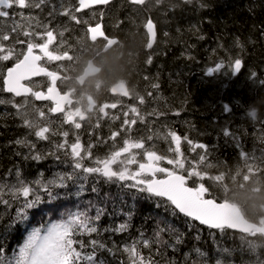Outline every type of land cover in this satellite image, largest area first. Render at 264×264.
<instances>
[{"label":"trees","instance_id":"obj_1","mask_svg":"<svg viewBox=\"0 0 264 264\" xmlns=\"http://www.w3.org/2000/svg\"><path fill=\"white\" fill-rule=\"evenodd\" d=\"M256 1H261L263 4H258ZM222 2L227 5V9L221 10L222 14L218 12L220 16L217 18L208 19L207 14L211 13L212 9L207 8L202 13L188 10L190 13L187 12L186 16L179 14L182 9L178 10L175 15L179 18L176 17V20L167 16L165 27L169 30L168 36L171 37L169 43L162 48L163 56L156 58V55L154 57L146 55V58L142 57L135 66L133 61L136 58H132L129 60L132 64L126 67L125 74L137 76L139 81H144V78H140V72L136 74V69L150 71L145 66L149 64L147 61L151 58L150 68L152 67V70L155 68L157 72L150 71L147 77L156 79L158 83L152 81L153 85L162 83V78L175 81L172 90L164 91L162 96L158 97H161L162 101L159 99L155 101L158 106L156 110L161 112L160 110L164 109L161 103L168 101L174 108L171 114L177 118L176 121H182L185 127L184 131H176L177 134L188 142L191 141L190 144L198 142L211 144L210 139L214 141L212 137L218 132L210 123H213L216 117L214 112L219 107L223 110L227 106L234 115L247 116L229 124L234 128L238 145H234V142L227 138L228 145L210 148L209 161L205 159V152L200 155L204 157L203 161L200 157L195 158L193 152L199 149H192L189 153L187 145H179V147L180 152L183 153L182 159L190 165V169L195 166L198 171L207 174L203 180L198 177L190 178L187 182L190 186L204 183L205 187L209 188V195L206 197L238 205L247 219L259 222L264 228V158L261 159L259 153L261 150L264 152V145H247V135H245L257 123L259 130L264 132V84L261 83L264 81V0ZM216 7L219 9V6ZM233 15L235 17L231 19ZM110 18L113 22H120L125 28L118 36L119 39L126 45H131V35H136L138 23L126 22V18L124 20L119 13L112 14ZM169 18L171 20H168ZM260 18L261 22L258 20ZM185 21H188V27H184ZM158 28L160 29L159 24ZM233 33L238 37L234 45L239 52L245 54L244 57H237L242 60L243 67L238 74L231 72L224 76L223 79L227 82L221 81L217 85H210L208 80L203 79L199 66H196L197 62L202 63L201 65L206 62L213 63L211 59L215 53L229 52L228 48L232 47L228 37L234 35ZM160 34H158L159 38ZM120 64L117 62L110 67L115 75L120 73ZM133 67L136 69L133 70ZM3 96L5 98L0 97V101H4L0 103V149L8 147L10 156L6 157L13 160L7 164L5 162L9 160H5L3 155H0V169L12 167L14 172H20L21 177H35V180L39 175H42L40 179L48 180L54 178L56 173L70 172V163H58L52 157L39 161L24 158L28 156L23 154L25 146L18 145L16 141H25L23 135L25 132L29 131L31 144L35 145L51 146L57 142V136H50V140L39 141L34 135L35 129L24 125L25 117H19L15 113L17 101ZM195 101L196 104L193 105ZM202 116H205L206 120L203 123H201ZM7 122L12 123V128H8ZM116 123L118 124H112L111 131L120 130L122 122ZM52 128L57 130L55 127ZM193 130L203 131L205 135L202 137L203 140L192 134ZM124 132L123 139L130 136L127 128H124ZM260 135L262 134L259 133L255 139ZM120 146L116 145L117 148ZM171 146L173 149L176 147V145ZM36 148L38 147L35 146ZM156 152L158 155L167 156L172 151L170 145H158ZM241 153L244 155L242 156ZM175 158L177 153L174 155ZM61 159L70 158H65L61 154ZM84 163L86 166L91 164L86 161ZM161 163L164 167H174L168 165L166 160ZM32 168L35 170L30 173ZM255 178H259V182L255 181ZM122 184L123 182H106L104 178L89 177L84 182V189L77 194L79 183L70 182L67 189L59 190L58 200L52 203L45 202L38 208L29 209L27 220L23 222L16 219L17 209L23 203L22 199L13 198L10 206L1 203L0 248H3L4 259L10 260L19 252L33 229L46 228L51 222L61 220L63 213L75 211L77 208H87L89 215L94 216L95 209L100 207L104 209V215L97 222L101 234L98 237L96 234L92 237L84 235L78 239L84 241L86 245L84 251L88 250L87 244L92 238H98L113 247L116 256H108L110 264H117L118 261L127 264L128 255L123 252V248L133 244L142 255L151 256L158 261V264H264V248H253L255 243L264 242V233L253 232L242 235L229 229L223 231L209 229L177 211L174 212L173 207L166 200L149 198L146 194L122 187ZM92 188H96V191L93 192ZM244 192H249L251 198L244 197L242 195ZM122 223L128 226L125 232L103 231L105 228L114 229ZM160 229H164L160 232V239L166 243H156V234ZM145 240L150 242L149 247H144Z\"/></svg>","mask_w":264,"mask_h":264},{"label":"snow or ice","instance_id":"obj_2","mask_svg":"<svg viewBox=\"0 0 264 264\" xmlns=\"http://www.w3.org/2000/svg\"><path fill=\"white\" fill-rule=\"evenodd\" d=\"M190 2V0H188ZM110 0H78V4L72 6L66 3V0H0V61H8L15 57V64L7 70L4 78L6 91L13 93L14 96L27 97L29 94L40 101H52L53 106L48 108L50 113H63L64 123L70 124L74 129L82 127L81 121L90 120L79 108H73V101L69 97L68 91L63 94L57 89V81L64 83V75L61 77L57 71H49L42 66L40 61L44 60L46 63L52 61H72L73 55L68 51L54 52L49 50V46L55 41L56 34L48 24H41L38 17L32 16L31 12L25 16L23 11L41 9L44 6L50 8L49 16L55 17L63 15L69 17L70 20L76 24H87L88 21L82 20L76 13L83 11L86 8H91L94 5H108ZM131 5H144L146 0H129ZM159 3V0H157ZM22 20L28 21V30H24L21 24L16 20V16ZM103 16V13H100ZM35 28H43V31H35ZM146 28L151 36L147 47L151 49L155 42V25L151 20L146 23ZM89 38L92 42L102 38L105 41V46H111L116 43L114 39H109L102 30L100 23L95 26L87 28ZM26 37L27 40H21L20 36ZM62 36L63 33L61 32ZM167 35V34H165ZM35 38H39L40 42H36ZM12 41L11 44L6 45L4 42ZM26 44V51L17 52L15 45ZM38 50V51H37ZM151 64V58L147 61ZM242 60L236 58L234 62H230L232 73L238 74L242 68ZM64 68L63 65H59ZM225 66L223 63L218 64L214 68H210V74L220 71ZM45 76L48 78L49 86L46 92L40 90H33L23 83L24 81H31L32 77ZM264 84V81H261ZM38 87V86H37ZM158 88L159 85H153ZM111 92L119 94L124 97L130 96L125 84L121 83L114 87ZM151 96V92L148 93ZM140 104H144V97L138 96ZM4 103V101H0ZM27 99H25V104ZM68 109H65V106ZM19 109L22 105H16ZM118 102L105 103L100 106L98 112L103 116H109L106 109H116ZM37 115L35 121L26 118V113L19 112L18 114L24 118V124L30 129H35L34 135L39 140H50V136L60 135L63 137L61 142L53 144L52 149L47 153H40L35 151V144H29L27 141L17 140L18 145H23L30 149V154L25 156V159L43 160L52 157L58 163H70V172L56 173L52 179H39L31 184L21 178L19 171L16 172V183L6 186L8 192L16 200H21L23 203L17 209L16 219L20 222L27 220V212L29 209L38 208L42 203H52L60 198L61 189H67L69 183H79V191L84 189V182L89 177L104 178L106 182L120 183L123 182L122 187L129 190H135L138 193L146 194L149 198H166L170 206H174L173 211H179L185 216L190 217L200 224L206 225L210 229H217L223 231L225 228L235 229L234 220L230 217L229 206L223 202L217 203L215 198H205L209 195V188L205 187L204 183H199L198 186L189 187L187 182L192 177H198L203 180L207 174L201 173L193 166L187 170V174H181L185 171L184 160L180 157L183 153L180 152V136L175 132H170L169 136L175 142L176 147L170 149L177 153V158H169L164 155H158L156 151L145 148V141L143 138L132 139L130 136L123 140L120 147H116V137L120 136V132H113L110 139L113 141L112 150L105 157H97L93 155L92 148L94 145H89L87 148L80 142L77 135L74 141L69 144V131H58L51 127L52 122L48 124L41 123L44 120L45 112L41 108H33ZM226 112H230L229 107H225ZM129 112L134 114V118L129 119ZM152 115H163V113H150ZM124 119L122 121V129L127 128L129 131L131 127L137 124V119L143 122L144 117L141 115L138 108L129 106L127 111L123 112ZM119 116H112L111 119L117 120ZM97 127L99 124L96 125ZM225 136L229 132L225 130ZM148 140L152 137L148 136ZM191 143V141H189ZM195 148L206 149V145L197 144ZM133 149L143 150L139 153H134ZM61 154L65 158L61 159ZM127 154V156H125ZM146 158L145 162H138L137 156ZM243 156L244 153H241ZM124 157V159H121ZM88 159L91 161L90 165H85L84 161ZM168 165H173V168L161 166V162L165 161ZM203 161L204 157L201 156ZM132 164H137L136 171H132L129 167ZM114 165L118 167L114 168ZM179 169L180 171H177ZM159 174V175H158ZM93 192L96 188L91 189ZM67 195V193H65ZM0 203L9 205L10 201L4 198V187H0ZM91 206V202H90ZM104 215V209L97 207L95 215H89L88 209H79L75 211H67L62 214V219L51 222L46 228L33 229L19 252L10 260L4 259L3 248H0V264H110L108 256L115 257L116 251L104 241L98 238H92L88 241L87 251H84L86 245L80 236L87 235L92 237L96 234L98 237L101 234V229L97 222ZM127 224H120L114 229H103L104 232H125L127 231ZM160 229L156 234V243H166L160 239ZM179 243V240H177ZM144 247H149L150 242L145 240ZM123 252L127 253V264H158L151 256L145 257L137 249L135 244L125 246ZM117 264H125L123 261H118Z\"/></svg>","mask_w":264,"mask_h":264},{"label":"flooded vegetation","instance_id":"obj_3","mask_svg":"<svg viewBox=\"0 0 264 264\" xmlns=\"http://www.w3.org/2000/svg\"><path fill=\"white\" fill-rule=\"evenodd\" d=\"M207 0H164L163 3H157V0H146V3L144 5H131L129 3V0H110V3L108 5H94L91 8H86L83 11L76 13V15L82 20L88 21L87 24L81 23L76 24L74 21L70 20L69 17L63 16V15H57L54 17V20L52 23H49V27L54 30L56 34L55 41L49 46L50 51L54 52H64L68 51L69 54L73 55L74 59L72 61H52L46 63L44 60L40 61L41 65L46 67L49 71H57L61 77L64 75V83H61L60 80L57 81V89L63 94L65 91H68L69 96L72 98L74 108H79L84 115L86 116L84 112L85 106H91L96 111V115L92 117L90 120H84L81 121L82 127L80 129H74V127L70 124L66 123V127L70 128L74 131L76 135L83 134L88 124L92 125L99 120L106 122L108 124V127H111L113 124V120L111 117L114 115V110L109 108L106 109V111L109 113V116L105 117L102 113H99L98 110L100 106H102L105 103L111 104L118 102V106L122 110H128L129 106L136 107V97L143 96L144 101L146 104L151 105L152 100L151 98L144 92H141L138 87L133 88L125 74V87L128 89L130 96L124 97L119 94H113L111 90L114 88L112 87L109 91V82L116 76L115 73L111 74V71H108V69L113 66L116 63H109L107 58L112 55L113 51H118L122 54L127 51L132 52V45H126L124 41L119 39V35L122 33V31L125 29L123 26H121L120 22H113L111 21V15L119 13L122 17H124V20L126 18V22H132L135 19V22L138 24V31L142 37V45L144 48V51L146 52V55H151L152 57L155 55L154 49H147V34H146V23L148 20H151L155 26L157 31V37L158 39L160 34V29L158 28V22L156 20L157 16H152L148 14V8L149 6L152 7L156 12L157 10H160V16L164 15V19L167 18L168 11L173 9L172 4L179 2L181 5H191L193 3H200L205 2ZM54 3H57V0H53ZM66 3L75 6L78 4V0H66ZM14 11H23L25 16L29 15V12H31L32 16L38 17L40 22H42V18L40 15H49L50 8L48 6H44L43 10L41 9H32V10H19L14 9ZM173 11L176 13L178 10ZM103 13V16L100 15V13ZM167 12V13H166ZM141 13H146L144 16L146 19L145 25L142 26L139 24L141 20ZM159 13V12H158ZM177 14V13H176ZM163 18V17H162ZM16 20L21 24L22 28L24 30H28V21L22 20L19 15L16 16ZM69 22L73 24L75 27L67 28L68 32H65L63 30L62 24L63 22ZM97 23H100L102 26V30L109 37V39H114L116 41L115 44L111 46H105V41L102 38H98L97 41L92 42L89 38V34L87 32V28L89 26H95ZM34 27V22H33ZM35 31H43V28H35ZM77 30V34L74 37H69L71 35L72 31ZM63 33L61 36L60 33ZM21 40H27L26 37L20 36ZM36 42H40L39 38H35ZM6 45L11 44L12 41L4 42ZM131 43V42H130ZM16 51H26V44H16L15 45ZM107 48V50H105ZM115 48V49H113ZM38 51V50H37ZM128 55L130 53H127ZM16 60H8L3 63L4 66L2 73H0V97L5 98L3 95L8 96L10 98H13L17 101V105H22L21 99H27L31 102L35 108H41L43 110V106L45 107V117L49 119L51 122L54 121L55 124L63 125L65 124L63 121V113L56 115L55 113H50L48 111L49 107L53 106L52 101H37L34 97L31 95L29 97L24 98H16L12 94L6 93L4 90L5 84H4V78L6 76L7 70L14 66ZM92 62L98 69L99 72L96 76L90 77L86 79L84 82H80V77L84 74L86 67L88 64ZM119 63H123L120 61ZM59 65H63L64 68H60ZM148 67H150L151 64H146ZM137 74V73H136ZM140 78H144V81H139L140 84H144L147 86V83H145V79H148L149 82H152V79L147 76L140 75ZM26 85L33 87V90H40L46 92L47 87L49 86L48 78L41 75L36 76L34 79H31V81H24ZM38 86V87H37ZM130 91H134L137 93V96H134ZM104 93H108L111 97L105 98L103 95ZM117 98L122 101H115L114 98ZM93 100L91 105L89 104V100ZM97 100L100 101V104L97 105ZM79 101H81L79 103ZM16 109L19 112H22L24 108H17ZM65 109H68V106H65ZM47 145H39L38 148L35 149V151L41 150L42 147H46ZM53 146V145H51ZM89 145H84L85 148H87ZM145 148H149L151 150L156 151L158 149V145H145ZM111 150V145H94L92 148V152L94 156L97 157H105ZM43 153V152H40ZM3 154V151L1 152V155ZM24 155H29L30 151L23 150ZM142 160H146L144 157H140ZM87 163H91L90 160H85ZM137 161L139 162L140 159L137 158ZM132 171L137 170V165H131L129 166ZM14 173V168L8 167V168H1L0 169V175L2 177H5L6 175Z\"/></svg>","mask_w":264,"mask_h":264},{"label":"rangeland","instance_id":"obj_4","mask_svg":"<svg viewBox=\"0 0 264 264\" xmlns=\"http://www.w3.org/2000/svg\"><path fill=\"white\" fill-rule=\"evenodd\" d=\"M177 3H179V2H177ZM179 7L180 6H176V7H172V8H179ZM157 12H159V14L161 13L160 10H157ZM145 15H146V13H141V20H140L139 24L142 25V26H144L145 22H146V19L144 17ZM162 17L164 18V15H162ZM168 20H171V18H169ZM134 21H135V19H134ZM163 22H162L163 28H165L166 20H164ZM188 24H189L188 21H185L184 22V27H188ZM65 32H68V30L66 29ZM169 39L170 38L167 39V41L164 43V45L169 43L168 42ZM159 41H160V39H158V37L156 36V40L154 42V45L157 46ZM127 53H131V52L127 51ZM224 55H226V54H224ZM139 56H140V58H142V56L140 54L137 55V58H139ZM130 59H132V58H130ZM10 60H15V57L13 59H10ZM234 60L231 61V62H234ZM202 61H205V60H202ZM4 62L5 61H0V73H2V71H3L4 66H1V65H3ZM197 63H199V62H197ZM131 64L132 63L130 61H128L126 67H129ZM200 64H202V63H200ZM229 65H230V61L226 62L225 65H224L225 67L222 68L221 71H220V72H223L224 76H227V75H229L232 72V69H231V67ZM133 66H135V64ZM145 67H147V69L150 70V71H154V73L157 72V71L155 72V70H156L155 68H154V70H152L153 69L152 67L151 68L148 67V66H145ZM199 68L201 70V74H202L204 80H206L208 77L212 76V73L210 74L209 69L210 68H214L213 67V63H207L206 62L205 64L200 65ZM132 69L135 70L136 67H133ZM108 71H112L111 68H109ZM150 71H148L149 75L151 73ZM136 73L137 74L139 73V75H141V69H139V68L136 69ZM126 74H128V73H126ZM204 80H202V81H204ZM152 81H153V79H152ZM145 83H147V86H145L144 84H140L139 85V79H138V84H137L136 87H138L141 92H144V93H146L148 95L147 91H148V89H150L152 87L153 83L149 82L148 79H145ZM130 92L134 96H137L136 92H134V91H130ZM101 96H104L105 98L111 97L108 93H104ZM149 97L152 100L151 105H148L145 102H144V104H140L139 100H138V97H136V100H135L136 108H138V110L140 111L141 115L144 117V120H143V122H141L140 119H137V124L131 127V130H130V134L131 135H130V137L132 139H139L140 137H143V139L145 141V145H170V149H171L172 148L171 145H175V142L172 141L171 137L169 136V133L170 132H175L177 134V132L167 129L168 128L167 126L169 124H166V123L170 119V117L168 115H152V114H150V113H153V111H155L156 113L159 112L158 110H156V109H158V106H157V104L155 102L158 99H159V101H162L161 97L158 98L159 97V91L156 90V89H153L151 91V96H149ZM114 100L115 101H119V102L122 103V101L117 99V98H114ZM21 102H22V108H24V110L22 112L26 113L27 119L35 121L37 119V115L33 111L34 106L29 103L31 101L27 100V103L25 104V99H21ZM80 102L81 101H79V103ZM161 105H163L164 108H167L168 106H171L167 102L161 103ZM113 110H114V115L113 116H119L120 118L117 119V120H113V119L112 120L114 122H120L121 123L123 121V119H124L123 112L127 111V110H122V109L119 108V106L116 109H113ZM43 111L45 112V107L44 106H43ZM159 113H161V112H159ZM214 113L216 114L215 115L216 117L214 118L213 123H210V124L214 127V129H217L216 131L218 133H214L215 137L214 136L212 137L213 139H215L213 141V145H211L210 143H209L210 145H206L203 142L190 144L186 139H184L183 137H181L180 135L177 134L181 138L180 139V145H187V147L189 149V153L191 152L192 149H194V146L197 145V144L206 145V149L195 148V149H199V151L193 152V155H195L196 159H199L201 153L205 152V159L207 158V160L209 161V157H210V154H211L210 148L211 147L212 148H218L217 145H222L223 142H224L225 145H228L226 143L227 142L226 141L227 138L232 143L234 142V145H238V141L235 138V134H234V131H233L234 128L230 127L229 124L232 123L233 121L237 120V119L246 118L247 116H245V114L244 115L243 114L234 115L232 113V111L226 112L225 108L222 110V107H219L217 109V111L214 112ZM17 114H18V111H17ZM20 116L21 115H19V117ZM171 117H172L173 120L176 121L177 118L174 115L171 114ZM131 118H134V114L129 112V119H131ZM201 120H202L201 123L206 121L205 120V116L203 118H201ZM49 121H50L49 119L45 118L44 120L41 121V123H42V125L43 124H48ZM23 123H24V120H23ZM97 124H99L98 127L96 126ZM106 126L108 127V124L106 122L101 121V120H99L98 122H96V123H94L92 125L88 124V127H87L86 131H88L89 133H91L93 135L94 140L88 142V141H86L84 139L83 134H80V135H78L79 138H80V142L83 145H90V144L91 145H105V144L106 145H113V141L110 139V136H111V134L113 132H110V133L107 132ZM256 126L258 128H256ZM51 127H55L58 131H69V137H68L69 144H71L74 141L75 137L77 136L72 129L66 127V123L63 124V125H59V124L56 125L55 122L52 121ZM259 128H260L259 127V123H257L254 126V128H250V132L249 133L247 132L245 134V135H247L246 136L247 141H248L247 145H264V132L262 130H259ZM202 129H204V128L202 127ZM225 130H227L229 132L228 136L224 135ZM119 132H120V136L116 137V142H115L116 145H122L123 140H124V139H122V136H123V134L125 132H124V129H122V127L120 128ZM191 133L199 136L202 140H203L202 137L205 136L203 131H201V130H197V131L193 130V131H191ZM259 133H261L262 135H260L259 137H257L255 139V137ZM248 134H250V135H248ZM56 136H57V138H56L57 142H61L63 140L62 136H60V135H56ZM148 136H151L152 139L148 140L147 139ZM128 137H126V138H128ZM233 138H234V140H233ZM33 139L37 140L34 137H33ZM217 140H219V141H217ZM39 141H45V140H39ZM4 149H8V147H5V148L2 147V149H0V155H1V152L4 151ZM23 149H25L26 151H30V149L28 147H25ZM51 149H52V146L42 147L40 152L47 153ZM142 151L143 150L133 149L134 153H139V152H142ZM259 153H260V158L261 159L264 158V152L261 150V151H259ZM174 155H175V152L172 151L171 154L167 155V157L169 156L170 158H174ZM125 156H127V154H125ZM140 157L141 156H139V155L137 156V158L140 159V161H139L140 163L146 161V160H142ZM122 158H124V157H122ZM180 158H182V157H180ZM132 165H137V164H132ZM161 166H162V163H161ZM113 167L116 168V167H118V165H114ZM137 167H138V165H137ZM184 169H185V171H183L184 174H187V170H190V165L188 163H186V161H184ZM33 170H35V168H32L30 173H32ZM40 177H42V175H39L37 180H39ZM21 178L23 180H25L26 182L30 183V184L32 182L36 181L35 177L34 178H24L22 176ZM254 180L259 182V178H255ZM15 183H16V172H14V174L10 173V174L6 175L5 177H2L0 175V187H4V198L5 199L8 198L10 203L12 202L13 197L8 192L6 186L11 185V184H15ZM242 195L244 197L248 198V199L251 198L249 192H244V193H242ZM0 205H2V204L0 203ZM1 217H2V213L0 212V220L2 219ZM256 263H259V262H256Z\"/></svg>","mask_w":264,"mask_h":264},{"label":"bare ground","instance_id":"obj_5","mask_svg":"<svg viewBox=\"0 0 264 264\" xmlns=\"http://www.w3.org/2000/svg\"><path fill=\"white\" fill-rule=\"evenodd\" d=\"M222 1H224V0H207L205 2L193 3L191 5H181V4H179V3L176 2V3L172 4V7L180 6L179 8H173V9L174 10H181L182 9L179 12V14H181V15L184 14V16H186L187 12H189L188 10L202 13V11H204V9H206V8L208 10L209 9H212L211 10L212 12L209 13V14H207V18L208 19H213V18H217V16H220L218 12H220L221 10L227 9V5L224 4ZM256 2L258 4H263L261 1H256ZM216 6H219V9ZM173 9H171V10L168 11V13H169L168 16L169 17H172V18H174L176 20V17L177 18H179V17L175 15V12L173 11ZM148 14H150L152 16H154V15L157 16V18L155 16L154 17L156 18V20H157V22L159 24V27H160V31H161L160 41L158 42L157 46L153 44V47L151 49H154V51L156 49V51H155L156 58L157 57H161V56H163V55H161V51L163 50L162 48L164 47V43L167 41L168 38L171 37V36H168L169 30L167 29V27L163 28L162 22L164 20H166V19L162 18L160 16V14L158 12H156L150 6L148 8ZM40 17L43 20L41 22V24H49V23H52V21L54 20V17L49 16V15H40ZM234 17L235 16L233 15V17H231V19H233ZM182 19L184 20V18H182ZM258 20L260 22L262 21L261 18L258 19ZM62 27H63V30L65 31L67 28L75 27V26L73 24L69 23V22L64 21L63 24H62ZM136 28H137V33H136V35H134V34L131 35V41H130L131 42V45H132V50L133 51H136V52H131L129 54L130 58H136L133 61V64H135L137 61H140V59H142V58H140V56H139V58H137V55L138 54H140L142 57H145L146 58V52L144 51V48H143V45H142V42H143L142 41V37H141V35H140L139 31H138V26H136ZM156 33H157V31H156ZM76 34H77V30H74V31H72L71 35H69V37H74ZM146 34H147V39H148L147 40V44H148V42H149V33L147 31V28H146ZM165 34H167V35H165ZM237 40H238V37H237V34L236 33L234 35H231L230 37H228V41H229L230 46L232 48L235 46L234 43L237 42ZM232 48H228L229 49L228 50L229 52H226V55H224L222 52L215 53L214 56H213V58H212V60H213V67H216L218 64H221V63H223V65H225L226 62H228V61L231 62L235 58H237L238 56L244 57L245 54L239 52L236 46L233 49ZM147 49H149V48L147 47ZM200 65H201L200 63H197L196 66H200ZM242 67H243V63H242ZM196 70L197 69H195V71ZM219 72L212 73V76H210V77H208L206 79V80H208V84H210V85H217L218 83H221V81H223L224 83L227 82V80L223 79V77H224L223 72H220V73ZM113 73L114 72L111 71V74H113ZM147 74H149V73L146 72V71H143V70L141 71V75L147 76ZM196 75L198 76V73ZM126 77H127L128 81H129L130 85L133 88H135L137 86V84H138V77L137 76L130 75V74H126ZM153 81L156 82V83H158L156 81V79H153ZM166 81L167 80L165 78H162V83L159 82V84H158L159 87L158 88H154L153 85H152V87L150 89H148L147 93L151 92L153 89H156V90L159 91V96H162V93H164V91L172 90L173 89V82H175V81L170 80V79L167 81V83H166ZM193 81H195V80L193 79ZM164 84H166V87H164ZM167 103H169V102L167 101ZM198 103H199V100H198ZM195 104H196V101L193 103V105H195ZM173 110H174V108L172 106H168L167 109L164 108L163 110H160L161 113H163V115H168L170 117V119L166 123V124H169L167 126L168 127L167 129L172 130V131H184L185 127L183 126L182 121H175V120L172 119L171 113H172ZM8 124H9L8 128H12L11 127V124L12 123L9 122ZM106 130L109 133L112 132L111 131V127H107L106 126ZM23 135H24L25 141H27L29 144H31V140L29 138V136H30L29 131L25 132V134H23ZM83 137L88 142L94 140L93 135L91 133H89L88 131H85L83 133ZM210 141H211V145H212L213 144L212 139H210ZM217 141H219V140H217ZM226 143L229 144L228 142H226ZM204 144L210 145L209 143H204ZM222 145H225L224 142L222 143ZM9 151L10 150H8V149H4L3 154H2L3 157L5 158V160H9V161L5 162L7 164H9L13 160V158L10 159V158H7L6 157V156H10Z\"/></svg>","mask_w":264,"mask_h":264},{"label":"water","instance_id":"obj_6","mask_svg":"<svg viewBox=\"0 0 264 264\" xmlns=\"http://www.w3.org/2000/svg\"><path fill=\"white\" fill-rule=\"evenodd\" d=\"M155 38H156V30H155ZM150 39H151V36L149 34V41H150ZM95 74H97V71L93 68V66L89 65L87 67V69L85 70L84 75L79 80H80V82H84L87 78H89L90 76H94ZM5 90H6V85H5ZM7 93H9V92H7ZM11 94H13V93H11ZM20 97H22V96H20ZM189 187H191V186H189ZM162 199L166 200V198H162ZM221 202H223V203H225V204H227L229 206L230 217L234 220V223L236 225L235 229H229V228H225V229H229L231 231H234V232L242 234V235H248V234H250V233H252L254 231L262 233V231H263L262 227L259 224L248 220L244 216V214L242 213V211H241V209L239 208L238 205L230 203L228 201H217V203H221ZM176 211L179 213L178 210H176ZM180 214L183 215L184 217H186V218H188L190 220H193V221L197 222L198 224H200L199 221H196V220H194V219H192L190 217H187L183 213H180ZM200 225H202V224H200ZM202 226L207 227L206 225H202ZM212 230H217V229H212Z\"/></svg>","mask_w":264,"mask_h":264},{"label":"clouds","instance_id":"obj_7","mask_svg":"<svg viewBox=\"0 0 264 264\" xmlns=\"http://www.w3.org/2000/svg\"><path fill=\"white\" fill-rule=\"evenodd\" d=\"M164 0H159V3H163ZM115 49V48H113ZM107 50V48L105 49ZM109 63H117L122 61L123 63L120 64V73L116 75L110 82H109V91L111 90L112 87H117L121 83H125V71H126V66L128 61L130 60V56L125 52L124 54L118 52V51H113L112 55L107 58ZM91 63V62H90ZM96 67L95 65H93ZM100 104V101L97 100V105ZM84 112L86 116L91 119L96 115V111L92 106H85ZM253 248H264V242H257L254 244Z\"/></svg>","mask_w":264,"mask_h":264}]
</instances>
